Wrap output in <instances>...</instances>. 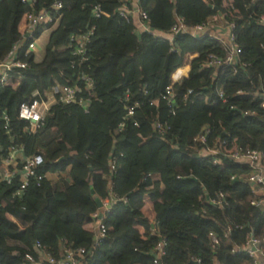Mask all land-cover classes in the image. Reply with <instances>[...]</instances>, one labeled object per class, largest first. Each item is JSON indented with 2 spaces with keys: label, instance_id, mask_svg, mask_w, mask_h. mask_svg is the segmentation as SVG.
Masks as SVG:
<instances>
[{
  "label": "trees",
  "instance_id": "obj_1",
  "mask_svg": "<svg viewBox=\"0 0 264 264\" xmlns=\"http://www.w3.org/2000/svg\"><path fill=\"white\" fill-rule=\"evenodd\" d=\"M59 1L56 11L49 9L54 0L34 6L0 0V62L21 41L26 13L48 9L61 15L57 25L47 26L41 60L23 43L15 61L26 67L0 81V165L13 137L24 156L43 159L36 169L42 180L31 179L21 198L14 195L18 177L9 185L0 182V264H49L25 258H37L36 244L55 258H61L62 245L84 248L91 251L86 264H154L160 239L162 264H262L246 249L252 237L264 252V202L253 204L264 197L248 181L253 169L198 148L264 152V25L257 22L264 0H139L150 27L161 32L171 28L174 14L190 27L214 15L233 23L238 61L219 68L206 63L209 55H228L221 41L182 34L170 42L136 34L132 19L118 14L129 2ZM90 30L84 54L77 55L72 37ZM189 55L196 56L187 77L174 85L170 106L161 97ZM55 86L78 89L75 101L52 106L37 131L24 132L19 105L44 100ZM157 121L170 127L165 138L153 129ZM202 134L205 145L196 142ZM106 199L113 200L104 213L107 232L96 243L86 226Z\"/></svg>",
  "mask_w": 264,
  "mask_h": 264
},
{
  "label": "built area",
  "instance_id": "obj_2",
  "mask_svg": "<svg viewBox=\"0 0 264 264\" xmlns=\"http://www.w3.org/2000/svg\"><path fill=\"white\" fill-rule=\"evenodd\" d=\"M130 3V7L124 4L118 9V14L125 19H132L136 21L135 33L136 34H147L154 38H164L170 42L173 39L182 34H187L192 37H202L210 36L214 39L221 41L227 48L228 55L225 58H220L215 55H209L206 66L219 68L222 65H233L238 61V55L240 50L235 44V36L233 34L234 24L226 23L222 15H214L208 18L206 21H203L200 24H197L193 27L188 26L185 23L184 18L174 14V23L171 28L166 32H161L154 30L149 25V20L145 12L141 11L139 7V0H122ZM23 3H29L30 6H34L37 3V0H22ZM62 8V2L59 0H54L50 5V10L59 11ZM94 15L97 18H100L102 13L99 7L94 8ZM61 15L51 16L48 9H41L39 12L26 13L21 21L22 27L20 33L22 35L21 41L14 45L12 49L7 53L5 59L0 62V81L2 83H7V72L11 71L14 68L24 69L26 67L25 63L15 61L16 54L20 45L25 43L27 47V52H36L39 46V41L42 40V35L44 33H49L48 25L54 27L59 22ZM257 22L261 25H264V16H260ZM43 28L41 33L36 36V30L38 28ZM223 30H226V33H223ZM49 35V34H48ZM93 35L92 30L88 31L82 36H73L72 41L77 46L75 53L77 55H83L84 46L89 41L90 37ZM42 48V46H41ZM196 55H189L187 58V65L190 60ZM35 61L36 56H35ZM183 67L178 68L172 75L171 80L172 84L166 89L165 93L162 95V99L167 103L173 104L174 95V85L182 80V78L187 77L183 72ZM87 84V88H91L92 82L91 79L87 76H83ZM78 89L72 87H58L55 86L51 91L45 93V98L42 101L37 99L27 100L22 102L18 108V117L25 123L27 126L24 128V132L30 134L34 133L39 129L48 115L50 109L54 105H68L75 101L76 93ZM219 97L224 98L223 92H219ZM185 100V98H184ZM261 107L264 108V94L260 95ZM155 103V102H154ZM139 104H136L133 107L128 109L127 116L130 117L134 114V109L138 107ZM175 107L171 108V113H174ZM6 123L8 120L4 117ZM122 127V125L120 126ZM5 129L8 130V125L6 124ZM154 131L160 135L161 138H165L167 133L170 131V127L167 124L155 122L153 125ZM13 145L10 147L7 155L2 159L0 165V182L6 184H11L12 180L18 177L20 180V186L15 192V196L21 198L23 192L26 190L31 179L38 181L42 180L41 176L36 175V169L43 164V159L40 155H34L31 157L24 156L22 146H19L15 143V137L12 138ZM196 142L205 145L206 136L204 134L200 135ZM199 153H208L212 155L222 154L223 157L228 158L234 162L238 163H247L253 169L251 175L248 177V181L255 187L254 193L260 195L264 193V152L257 150H250L247 148L234 147L229 151H221L219 148L214 147L208 150L200 147L198 148ZM217 164L219 160L215 161ZM111 169H114V166L111 165ZM223 195H219V202ZM113 200L106 199L101 203V210L92 214L94 222L96 223V229L94 233V241L96 243L100 242L106 236L107 229L103 223L104 213L110 209L111 202ZM264 201H258L253 203L254 205H260ZM154 224V220L151 221ZM209 237L212 244L217 245L218 238L210 233ZM95 244L93 245L94 248ZM163 246L164 241L160 239L158 244L154 248L155 260L154 264H162L160 261L161 255H163ZM259 241L255 238H250L247 242L246 249L247 253L255 262H260L262 264L264 261V252L259 249ZM61 258H55L51 253L43 250L39 244H36L35 249L38 252V256L35 259L32 255H25V258L32 263L47 262L49 264H86V257L91 255V251H87L84 248H77L75 250H68L64 245L61 246ZM218 264V262H214Z\"/></svg>",
  "mask_w": 264,
  "mask_h": 264
},
{
  "label": "crops",
  "instance_id": "obj_3",
  "mask_svg": "<svg viewBox=\"0 0 264 264\" xmlns=\"http://www.w3.org/2000/svg\"><path fill=\"white\" fill-rule=\"evenodd\" d=\"M134 24H135V25L137 24L136 21H134ZM21 27H22V23H20V25H19V29H21ZM223 33H226V30H223ZM47 38H48V33H47V34L44 33V34L42 35V40L39 41V44H41L42 48H41V46H39L38 49H41V50H37V51L35 52V56H36V60H37V61H40V60H41L42 49H43V46L45 45V42H46ZM189 70H190L189 64L187 65V63H186V65H184V67H183V72H184V74L187 75L188 72H189ZM260 195H262V196L264 197V193H263V192H262ZM148 209H149V204L146 202L145 205H144V207H143V211H144V212H145V211L147 212ZM149 219H150L151 221H153V218H152V217L149 218ZM95 226H96V223H95V222H92V223H90V224H88V225L86 226V229L89 230V231H91V232H94L95 229H96ZM139 230H140V232L142 233V229L140 228ZM263 263H264V261H263Z\"/></svg>",
  "mask_w": 264,
  "mask_h": 264
},
{
  "label": "water",
  "instance_id": "obj_4",
  "mask_svg": "<svg viewBox=\"0 0 264 264\" xmlns=\"http://www.w3.org/2000/svg\"><path fill=\"white\" fill-rule=\"evenodd\" d=\"M98 203L101 204L100 201Z\"/></svg>",
  "mask_w": 264,
  "mask_h": 264
}]
</instances>
